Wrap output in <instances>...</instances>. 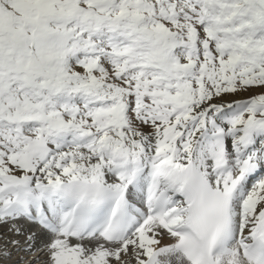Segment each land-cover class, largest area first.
<instances>
[{"label": "snow or ice", "instance_id": "snow-or-ice-1", "mask_svg": "<svg viewBox=\"0 0 264 264\" xmlns=\"http://www.w3.org/2000/svg\"><path fill=\"white\" fill-rule=\"evenodd\" d=\"M0 264H264V0H0Z\"/></svg>", "mask_w": 264, "mask_h": 264}]
</instances>
